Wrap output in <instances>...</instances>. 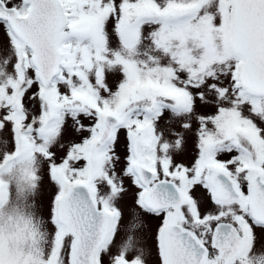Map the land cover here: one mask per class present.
Instances as JSON below:
<instances>
[{
    "label": "snow or ice",
    "instance_id": "6c2138e0",
    "mask_svg": "<svg viewBox=\"0 0 264 264\" xmlns=\"http://www.w3.org/2000/svg\"><path fill=\"white\" fill-rule=\"evenodd\" d=\"M0 264H264V0H0Z\"/></svg>",
    "mask_w": 264,
    "mask_h": 264
}]
</instances>
